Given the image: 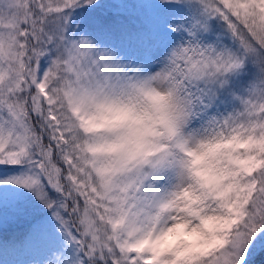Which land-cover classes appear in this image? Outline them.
Listing matches in <instances>:
<instances>
[{
    "label": "snow or ice",
    "instance_id": "1",
    "mask_svg": "<svg viewBox=\"0 0 264 264\" xmlns=\"http://www.w3.org/2000/svg\"><path fill=\"white\" fill-rule=\"evenodd\" d=\"M0 264H264V0H0Z\"/></svg>",
    "mask_w": 264,
    "mask_h": 264
}]
</instances>
